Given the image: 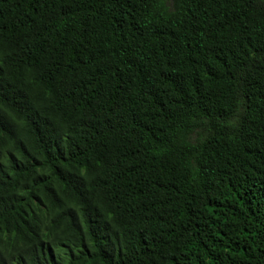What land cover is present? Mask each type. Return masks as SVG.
Wrapping results in <instances>:
<instances>
[{
    "label": "trees",
    "instance_id": "obj_1",
    "mask_svg": "<svg viewBox=\"0 0 264 264\" xmlns=\"http://www.w3.org/2000/svg\"><path fill=\"white\" fill-rule=\"evenodd\" d=\"M0 264H264V0H0Z\"/></svg>",
    "mask_w": 264,
    "mask_h": 264
}]
</instances>
